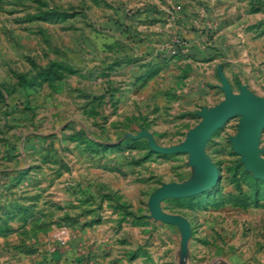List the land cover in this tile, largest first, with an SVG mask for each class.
Here are the masks:
<instances>
[{
    "label": "rangeland",
    "instance_id": "374dc122",
    "mask_svg": "<svg viewBox=\"0 0 264 264\" xmlns=\"http://www.w3.org/2000/svg\"><path fill=\"white\" fill-rule=\"evenodd\" d=\"M225 83L264 98V0H0V264H264L242 116L204 136L218 181L151 205L207 174L171 149Z\"/></svg>",
    "mask_w": 264,
    "mask_h": 264
},
{
    "label": "water",
    "instance_id": "95a60500",
    "mask_svg": "<svg viewBox=\"0 0 264 264\" xmlns=\"http://www.w3.org/2000/svg\"><path fill=\"white\" fill-rule=\"evenodd\" d=\"M226 100L217 107L207 111L202 121L191 129L186 140L171 150L190 152L191 158L203 168L207 174L196 181L173 183L159 192L152 200L198 192L219 180L217 165L211 160L204 148V136L223 126L230 119L242 116L238 134L233 137L234 149L242 156V162L257 178L264 180V158L260 154V136L264 130V98L250 95L246 90L233 93L227 83L224 86Z\"/></svg>",
    "mask_w": 264,
    "mask_h": 264
},
{
    "label": "crops",
    "instance_id": "0c3cea01",
    "mask_svg": "<svg viewBox=\"0 0 264 264\" xmlns=\"http://www.w3.org/2000/svg\"><path fill=\"white\" fill-rule=\"evenodd\" d=\"M200 59H199V61H196V62H193L191 59L192 58H190L189 60H187V59H182L183 61H184V64H183V66H181V67H183V68H189V69H193L194 67H196L197 69H199V70H202V71H204L205 69H208L209 68V66H211L212 65V63H213V56H207L208 57V59H205L204 57H202V55H200ZM195 63V64H194ZM191 65H196V66H191ZM199 65V66H198ZM149 68V67H148ZM195 68V69H196ZM160 70L158 69V70H154V72H147L146 73V75H145V77H143V86H145V85H147L148 84V82H149V80L153 77H155L156 75H157V73L159 72ZM156 78V77H155ZM100 227L99 228H94L92 231L96 234H98V239L96 240H92V241H98V243H99V241H100V238H99V233H100ZM88 232V231H87ZM89 233V232H88ZM101 244H99L98 246H96V247H99Z\"/></svg>",
    "mask_w": 264,
    "mask_h": 264
}]
</instances>
